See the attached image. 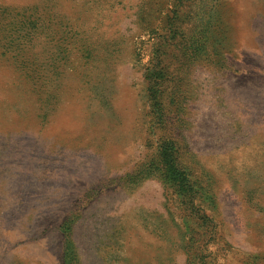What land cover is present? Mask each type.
Segmentation results:
<instances>
[{
  "label": "rangeland",
  "instance_id": "obj_1",
  "mask_svg": "<svg viewBox=\"0 0 264 264\" xmlns=\"http://www.w3.org/2000/svg\"><path fill=\"white\" fill-rule=\"evenodd\" d=\"M0 264H264V0H0Z\"/></svg>",
  "mask_w": 264,
  "mask_h": 264
}]
</instances>
